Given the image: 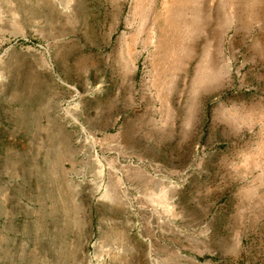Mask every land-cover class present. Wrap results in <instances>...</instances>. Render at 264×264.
<instances>
[{"label":"rangeland","instance_id":"rangeland-1","mask_svg":"<svg viewBox=\"0 0 264 264\" xmlns=\"http://www.w3.org/2000/svg\"><path fill=\"white\" fill-rule=\"evenodd\" d=\"M0 264H264V0H0Z\"/></svg>","mask_w":264,"mask_h":264},{"label":"bare ground","instance_id":"bare-ground-1","mask_svg":"<svg viewBox=\"0 0 264 264\" xmlns=\"http://www.w3.org/2000/svg\"><path fill=\"white\" fill-rule=\"evenodd\" d=\"M252 3V2H251ZM250 4V3H249ZM177 5H179V4H177ZM251 5V4H250ZM184 7V6H183ZM186 7V6H185ZM176 8H180V7H177L176 6ZM182 9V8H181ZM199 10V9H198ZM177 21V20H176ZM171 24V23H170ZM178 25V24H177ZM176 28V27H175ZM179 28V27H178ZM181 31V30H180ZM168 34V33H167ZM178 34V33H177ZM164 36V35H163ZM177 37H179L178 35H177ZM175 37H173V39H174ZM181 39H183V38H181ZM173 41V40H172ZM179 42V41H178ZM172 43V42H171ZM181 44H182V42H181ZM180 45V44H179ZM172 47H173V45H172ZM176 48H177V46H176Z\"/></svg>","mask_w":264,"mask_h":264}]
</instances>
